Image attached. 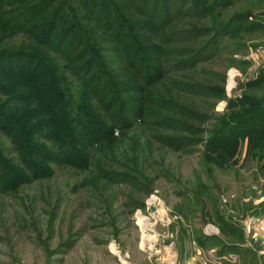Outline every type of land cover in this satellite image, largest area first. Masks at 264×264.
I'll return each instance as SVG.
<instances>
[{"label": "rangeland", "instance_id": "rangeland-1", "mask_svg": "<svg viewBox=\"0 0 264 264\" xmlns=\"http://www.w3.org/2000/svg\"><path fill=\"white\" fill-rule=\"evenodd\" d=\"M164 1L171 14L174 13L172 25L164 33L153 28L157 35H153V31L142 30L143 34H152L159 47L164 77L148 89L146 118L142 122L136 121L131 130L135 133L133 149L137 150L138 156L130 158L126 164L132 160L128 167L132 169L135 166L134 172H122L126 177L124 180L129 182L143 173L147 179L144 184L147 187L143 186L146 190L136 191L123 180H113L110 175L122 166L113 160H104L103 155L98 160L105 161L102 172L110 184L105 182L104 176L93 173L91 167L81 171L71 166L58 167L55 163L49 164L53 169L50 177L26 182L14 193V180L8 176L2 178L0 264H264V179L259 174L261 165H264V120L235 129L233 138L222 141L215 153H209L206 148L208 137L215 133L222 121H230L245 107L251 108L256 102L264 101V88L249 87L264 71V49L250 48L247 53H239L235 40L223 37L214 58H207L194 68L181 70L179 64L190 61L192 54L189 55L188 51L199 47L206 39L196 41L192 34L194 30L210 27L209 16L214 14H209V10L213 3L207 1L204 6L200 0H195L199 6L196 9L190 7L193 0L183 3L182 0ZM239 4L222 9L224 22L234 15ZM114 6L126 19L138 20L122 0H114ZM70 7L71 4L68 9ZM186 12L190 15L186 16ZM66 28L69 26L64 22L63 29ZM180 32L182 35L178 39L187 42L178 43L168 37ZM123 33L126 35L123 44L128 43V39L138 44L134 31L126 29ZM71 34H74L73 30L66 35L71 37ZM96 34L103 38L96 43H92L91 38L87 40L89 55H85L83 65L92 55L95 67L89 73L98 66L112 81L115 73H123L121 57L97 50L114 47L110 40L116 35L91 31L90 37ZM30 38L19 34L5 45L18 47L11 51L30 53L34 52L32 49H39L48 52L50 61L55 59L58 62L57 77L63 80L62 90H67L78 100L76 88L83 91L79 82L69 74L67 61ZM243 43L251 45L247 37ZM72 50L74 53L81 51L78 47L76 49V45L67 48L66 52L70 54L67 60L74 59ZM206 55L209 57V52ZM241 61L250 63L244 73L238 68ZM10 63H14L9 68L16 77L8 80L0 75L2 102L8 99L6 93L11 91L10 83L22 79L20 72L25 75L23 77L30 76L36 60H17V65ZM83 69L81 67L79 75L88 79V70ZM199 84L209 88L207 98L192 92ZM13 85L17 86L14 93L20 101V108L22 105L37 106L38 101L28 100L34 93L30 91L31 84L19 81ZM61 88L56 92L60 93ZM115 93L118 99L133 97L131 93L118 89ZM109 95L104 91L101 99L106 100ZM86 101L104 125H110L111 116L119 114L117 106L105 113L96 102L88 97ZM35 111L37 116L38 110ZM78 111L72 112L71 116L76 128L74 146L77 150L65 148L64 154H58L67 161L73 157L80 159V153L84 156L89 152L88 134L100 139L104 135L103 128L95 127L94 123L87 125L89 120L80 117ZM205 115L208 120L200 118ZM3 119L1 117L0 125L6 126ZM170 119L177 123L169 125L163 122ZM158 123L162 128L156 127ZM178 123L194 132H178ZM86 125L95 131H89ZM112 130V138L118 139L124 133L117 128ZM38 133L49 136V130L42 124ZM21 134L26 138L27 133ZM12 135L17 136V131ZM32 138L46 144L50 150L58 151V146L53 147L50 140L39 136ZM178 139L184 140L183 146L187 145L186 141L196 144L182 149V144H177L180 143ZM107 143L103 139L100 144L114 145ZM25 146L28 144L22 140L19 146L21 153L26 151ZM0 148H3L6 160L12 159L20 164V151L14 148L12 139L1 129ZM107 163L110 164L109 169ZM136 169L140 171L135 172ZM56 204L57 208L51 209ZM65 244L69 245L59 247ZM227 247L231 250L223 253Z\"/></svg>", "mask_w": 264, "mask_h": 264}, {"label": "trees", "instance_id": "trees-1", "mask_svg": "<svg viewBox=\"0 0 264 264\" xmlns=\"http://www.w3.org/2000/svg\"><path fill=\"white\" fill-rule=\"evenodd\" d=\"M189 1L182 0L181 2ZM200 1L204 6L207 1H212L213 4L210 7L209 14L214 15L209 16L210 27L193 31L192 39L196 41H200L202 38L206 39L201 41L199 47L188 51L189 55L192 54L190 61L180 63L181 70L194 68L197 64L202 63L204 60L206 61L207 58H214L213 54L217 53L220 39L223 37L233 38L238 44L237 52L239 53H247L250 48L257 49L261 47L264 49V0ZM122 2L129 10H133V13L138 16V20L123 17L120 11L116 10L114 0H0V68H3L0 70V75L5 76L8 80L9 78L15 79L16 74L9 68L14 63L10 62H15V65H17V60L26 61L34 58L36 64H38L37 68H34L36 64L32 67L31 70L33 71L30 72V76L28 77H23L25 75L20 72L23 76L19 80L32 85V90L30 91L34 93L28 100L38 101L39 103H37L36 107L32 108L31 105H22V110L19 107L20 101L14 93V89L17 90V86L13 85L19 81H12L14 83L11 82L10 86L4 84L11 91L6 93L7 101H0V123L1 117H3V123L7 124V127L0 125V129L12 139L14 148L20 151L21 155L20 164H18L12 159L6 160L3 148H0V181L6 176L14 180V185L12 184L14 191L12 193L16 192L15 190L26 182L50 177L53 174V169H50L49 165L51 163H55L58 167L71 166L81 171L91 167L94 171L93 173L104 176V172H102L105 165L104 160H113L122 166L117 167L113 172L109 171L113 173V175H110V177L114 178L113 180L116 182L117 180H123L124 184L132 185L136 191L146 190L144 187H147V185L144 186V184L147 179L143 173L136 180L129 182L128 179L124 180L126 177L122 175V172L128 170L134 172L135 166L132 169L128 167V164L132 160L126 164L130 158L138 156L137 150L133 149L135 133L131 130L135 126L136 121L142 122L146 118V113L148 112L146 108L149 105L146 100L148 89L162 81L164 77L163 67L160 65V55L158 54L159 47L154 43L152 37V34L157 35L158 33L153 31V28H158L160 29L159 31L164 33L175 21V17L174 13L171 14L169 5L164 3V0H122ZM238 3H240V7L237 8L233 16L224 22L222 20V9ZM69 4H71V7L68 9ZM190 7L199 8L195 2ZM193 11L191 9V12ZM184 14L186 16L190 15L188 12ZM64 22H67L70 29H63ZM126 29L130 32H135L138 44L134 41L133 43L131 39H128V43L123 44V40H126L124 38L126 35H124L123 31ZM71 30H73L74 34H71V37L70 35L67 36L66 34L71 33ZM142 30L153 31L155 33L151 35L147 33L143 34ZM91 31L116 35L110 40L115 44L114 47L97 50L116 55L119 54L121 57V62L124 66L123 73H115L112 81L109 79L110 76L106 75L105 70L98 66L93 73H89L95 67V59H93L92 55L89 57L90 61L87 60L83 65L85 55H89L87 49L89 41L87 40L91 38L93 40L91 42L96 43L103 38H101L102 35L99 36L97 34L94 37H90ZM180 33H172L168 37H172L178 43L187 42L178 39L182 35ZM209 33H211L210 36ZM19 34L29 38L31 36L42 47H48L51 53L67 61L68 65L66 68L68 67L69 74L73 75V79L79 82L83 91L81 92L76 88L78 90L76 92L78 100H75L72 95L67 93V90H62L63 80L57 77L58 62L55 59L51 62L48 58V52H41L39 49L32 48L34 52L29 51L30 53L11 51L17 50L18 47H8V45H5V43ZM73 36L74 39H71ZM245 37L251 42V45L248 46L243 43ZM73 45H76V49L78 47L81 51L74 53L72 50L71 56H74V59L67 60L66 58L70 54L66 52V49H71ZM95 46L92 48H96ZM131 50L134 53L128 54L127 52ZM208 52L209 57L206 55ZM42 55H44V58ZM249 65V62L241 61L238 68L244 73L247 71ZM81 67L85 71L88 70V79L82 78L79 75ZM249 87L264 88V71L261 72L256 80L249 84ZM57 88H61L59 90L60 93L56 92ZM116 89L124 93H131L133 97L131 99L124 98V100L118 99L115 93ZM104 91L110 94L106 100L101 99ZM192 92L196 96L207 98L209 88L199 84L196 85L195 90ZM86 97L90 101L96 102V105L105 113H109L112 111V108L117 106L120 110L118 116L115 117L116 114L111 116V124L104 125L96 115L97 113L94 109L86 104ZM161 108L166 112L164 107ZM35 109L38 110L37 116L35 115ZM77 111L78 113L80 112V117H86L89 120L87 125L94 123L95 127L99 126L103 128V139L108 142L107 144L112 143L114 145L112 147L103 146L100 144L103 139L88 134L87 139L90 143L87 144V148L90 149L89 152L84 156L80 153V159L77 158L76 160L73 157V160L67 161L60 158L58 154H64L63 150L65 148L77 150L74 146L77 137L75 133L76 128L71 120L72 112L75 113ZM200 118L208 120L209 117L205 115ZM261 120H264L263 100L256 102L251 108L245 107L240 115L230 121H222L215 133L208 137L206 142L207 151L209 153L217 152L222 141H228L233 138L235 129L246 124L257 123ZM163 122L169 125L177 123L172 119ZM40 124L49 130V136L38 133ZM166 124L165 126H167ZM87 125L86 128L89 131H95ZM185 126L182 123H178V132H194V130ZM156 127L160 129L162 128V124L158 123ZM113 128L124 132L122 133L123 135L118 139L112 138ZM15 130L17 131V136L12 135L16 134ZM22 132L27 133L26 138L21 136L23 135L21 134ZM200 132L204 133L203 130H200ZM200 132L195 133L200 134ZM33 136L50 140L53 147L58 146V151L50 150L49 146L34 140ZM234 137L237 138L236 136ZM22 140L28 144V146L24 147L26 148L24 153H21L19 148ZM178 141L180 143L177 144H182L181 146L185 143L182 139H178ZM186 142L187 145L185 146L196 144L189 143V141ZM101 155H103L104 160H98V157ZM100 161L104 162V164ZM38 162L41 163L38 164ZM106 166L109 169L110 164L107 163ZM137 171H140V169L135 170V172ZM259 174L264 179V165H261ZM104 180L107 184H110L109 178L106 179L105 177ZM56 208L57 204L51 207L53 210ZM51 209L50 215L53 217ZM51 225L52 223L49 220L50 228ZM203 240L206 239L204 238ZM207 240L209 241V238ZM212 240L216 241V239ZM68 245L65 244L64 247L63 245L59 247L65 248ZM220 248L225 247L221 246ZM230 250L231 248L227 247L223 253Z\"/></svg>", "mask_w": 264, "mask_h": 264}]
</instances>
